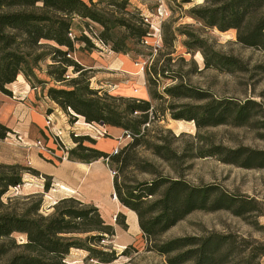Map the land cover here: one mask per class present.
Here are the masks:
<instances>
[{"label": "trees", "instance_id": "16d2710c", "mask_svg": "<svg viewBox=\"0 0 264 264\" xmlns=\"http://www.w3.org/2000/svg\"><path fill=\"white\" fill-rule=\"evenodd\" d=\"M181 2L189 4L193 0ZM104 3L117 10L100 8ZM206 3L204 7L191 10L192 18L221 32L235 30L239 44L264 51V0H208ZM128 8L129 0H99L97 3L90 0V5L83 0H0V92L9 97L14 95L10 87L22 76L32 88H35L34 83H46L38 78L37 71H41L42 63L51 62L47 65V76L65 87L48 89L47 96L52 102L65 112H75L90 125L121 128L133 139L118 154H108L94 147L96 142L88 136L73 135L76 147L68 149L69 159L86 164L104 160L110 169H115L117 199L136 213L148 250L166 256L168 264H226L231 249L228 236L207 233L201 237L167 241L160 238L198 210L225 209L242 216L244 211L234 210L235 198L216 186H194L184 179L183 171L173 168L197 157L179 152L172 148L171 142L152 135L149 127L163 120L164 110L159 111L146 100L115 97L106 92L101 95L100 90L91 88L88 71L68 57L74 51L69 34L75 18L99 24L103 30L95 35L96 41L118 54L126 55L132 43L143 42L150 32L145 28L142 14H132ZM121 29L126 30V34L117 39ZM85 31L80 40L88 46L94 40L86 36ZM204 57L206 69L243 71V64L236 58L220 53H204ZM172 60L167 58L166 66H170ZM70 67L79 75L68 80L66 74ZM185 78L179 72L167 73L157 62L146 68L147 86L153 101L164 98L155 90L163 79L176 83L164 89L165 96L206 101L199 106L184 105L183 111L172 114L174 119L194 121L201 129L240 126L255 116L252 107L256 104L251 101L240 104L230 98L214 99L209 93L191 87ZM10 133L12 131L0 123V140H5ZM173 137L175 141L179 139V136ZM140 148L170 163L171 173L166 175L154 164L143 161L138 154ZM225 152L228 157L223 161L230 164V156H233L226 148L217 146L206 154L213 157ZM128 170L153 178L149 182L130 180L126 183L124 175ZM27 173L40 175L23 165L0 164V264H69L66 259L72 249L86 251L89 257L103 264L117 260L115 250L101 249L103 241L115 236V228L106 222L95 205L65 198L54 206L53 213L44 215L41 196L10 197L5 201L9 190L22 185ZM45 189H49L48 184ZM117 223L127 228L123 214L118 216ZM15 234L24 235L25 242L19 244Z\"/></svg>", "mask_w": 264, "mask_h": 264}, {"label": "rangeland", "instance_id": "374dc122", "mask_svg": "<svg viewBox=\"0 0 264 264\" xmlns=\"http://www.w3.org/2000/svg\"><path fill=\"white\" fill-rule=\"evenodd\" d=\"M83 1L90 5V0ZM207 1L193 0L192 3L182 4L181 0H129L128 9L132 14H142L145 28L149 30L150 34L140 44L132 43L129 46L128 54L124 55L129 58L127 64L118 60V56L123 54H118L106 47L99 48L93 45L92 42L97 40L95 35L101 34L103 30L99 24L75 18L71 37L74 42V51L69 55H71V60L88 71L91 88L100 90L101 95L106 92L115 97L146 100L150 101L159 111L164 110L166 115H161L163 120L155 121L149 127L152 135L171 142L172 148L179 152L195 154L197 157L184 162L182 166L178 164L173 168L183 171L184 179L194 186H216L220 191L235 198L237 203L234 210L244 211L242 216H237L232 210L225 209L195 211L169 229L160 240L201 237L207 233L225 235L230 237L231 244L230 258L226 264H264V51L239 44L235 30L221 32L217 28L207 27L192 18L191 10L204 7ZM97 2L99 0H94V3ZM161 6L167 11V15L163 18L158 17V9ZM100 8L117 10L116 7H111L108 3H104ZM145 17L149 18L150 23L146 22ZM84 31L86 36L94 40L88 46L80 40L84 36ZM125 34L126 30H119L117 39L124 38ZM102 53L104 55H101ZM110 53L117 55H110ZM204 53L210 55L220 53L236 58L243 64V71L225 72L214 68L206 69ZM93 54H96L98 58L93 57ZM169 57L173 60L170 66H166L165 61ZM156 62L160 68L165 67L167 73L184 74L186 83L193 88L209 93L214 99L230 98L240 104L251 101L252 104H256L252 107V113L255 116L248 123L240 126L221 125L201 129L197 128L194 121L174 119L172 114L183 111L184 105L199 106L205 104L206 101L172 99L165 96L164 89L176 84L165 79L161 80L155 88L157 93L163 95L164 98L153 101L147 86L146 68ZM48 64L51 62L42 63L41 71H37L38 78L46 83L33 84L42 99L44 98L43 93L47 95L49 88H65L64 85L52 81L47 76ZM138 65L143 67V72L140 71ZM96 66L100 69L93 70ZM78 75L70 67L66 77L70 76L69 79H72ZM22 77L16 82L19 80L22 82ZM94 78L99 81L98 89H96L98 86ZM16 87L18 88L19 84ZM16 90H13L14 95L12 94L11 99L14 96L22 97L19 95L20 91ZM49 106H51L50 103ZM170 108L173 109L170 110ZM53 109L49 108L46 111L44 109L45 114L47 112L46 115L44 114L45 124L46 117L50 116L53 121L50 129L47 127L46 129L60 151L67 152L68 149L76 147L75 142L72 141L70 144L66 142L68 136H70L69 142L70 139L73 140L74 134L86 135L95 142L98 139H103L106 142L116 140V148L119 151L133 141L132 138L126 137L125 130L109 126L105 127L106 135L100 138L93 127L95 125L88 124L75 112H65L58 105H55ZM59 112L63 118L67 117V124L65 128L56 129V119L60 118ZM75 119L77 121H74ZM116 132L118 137H115ZM173 136H179V139L175 141ZM18 141L24 148L31 150L43 148L45 152H51L43 138L37 140L32 146L24 143L20 138ZM37 142H40L41 146L37 145ZM86 144L92 146L89 143ZM217 146L230 150V155L233 156H230V159L232 158L230 164L223 161L227 160V152L213 157L207 156L206 152L214 150ZM114 150L112 154H114ZM138 154L143 161L154 164L166 175L171 173L170 163L152 155L151 151L140 148ZM201 154H204V157H200ZM27 162L23 166L31 168V161L28 159ZM56 162L58 163L60 160L57 159ZM114 173H116L115 169H110L109 174L113 180L116 176ZM124 176L126 183H129L130 180L149 182L153 178L148 174H139L131 170H128ZM36 177L43 181V186H22V184L17 186V190L11 188L4 200L6 201L10 197L41 196L43 198L41 213L44 215L53 213L54 206L65 198H76L85 204L95 205L106 222L118 230L113 238H108L101 243L104 247L101 249L107 251L111 249L117 252V260L110 264H168L166 256L148 250L149 245L140 230L137 233H134V230L124 233L123 228L118 225L117 219L121 213L116 211L110 213V209H115L118 205L110 180L103 181L102 179L98 189H93L90 186L88 190L79 191L78 189L77 192L74 189L66 192L63 191L66 190L63 187L52 186L53 182L49 176L41 178L40 174ZM46 184L49 185L48 190L45 189ZM113 204L115 205L113 206ZM241 207L243 208L241 209ZM121 209L125 210L122 207ZM14 237L19 244L26 240L25 236L21 234H15ZM80 238H85V236H80ZM66 261L69 264H103L89 257L88 252L76 249L71 250Z\"/></svg>", "mask_w": 264, "mask_h": 264}, {"label": "crops", "instance_id": "0c3cea01", "mask_svg": "<svg viewBox=\"0 0 264 264\" xmlns=\"http://www.w3.org/2000/svg\"><path fill=\"white\" fill-rule=\"evenodd\" d=\"M101 55L104 54L102 53ZM110 55L117 54L110 53ZM93 57L96 59L98 58L96 54H93ZM128 59L129 58L124 55L118 56V60L124 64H127ZM97 65L99 64L97 63ZM94 69L100 68L96 66L93 70ZM139 69L143 72L142 67H139ZM22 79V82L19 80V82L14 83L10 87L11 90H19V95L22 96L21 98L11 99L0 92V123L12 131L5 140H0V164L26 165L29 159L31 161V168L38 171L41 174V178L49 176L53 182L52 186L63 187L66 189L63 190L61 188L63 191L69 192L76 189L78 192V189L79 191H83V189L88 190L90 186H92L93 189H98L103 179V181L110 180L112 183L111 188L114 192V180L109 174L110 168L106 161L99 160L90 164L72 161L69 159L68 152L58 150L45 124L46 109H53L56 104L48 99L45 93H43L44 98L42 99L41 94L37 92L38 90L32 88L24 78ZM94 80L98 86L99 81L96 80V78H94ZM17 84H19L18 88L16 87ZM98 88L99 86L96 89ZM49 103L51 106H49ZM61 112H59L60 118L56 119V129L65 128L67 124V117L63 118ZM69 137L70 136L66 139L68 144L73 141L70 139L69 142ZM115 137H118L117 132ZM18 138L31 146L37 140L43 138L46 140V146L51 149V152L47 153L43 148H34L32 150L24 148L21 142L18 141ZM96 147L103 152L112 154L113 150L117 147V141L110 140V142H106L103 139H98L96 141ZM57 159H59L60 162L57 163ZM42 183L43 181H41L40 178L27 173L24 175L22 186H43ZM116 201L118 202L115 208L116 210L112 208L110 209V213L116 211L125 216L127 228L123 229V232L129 233L131 230H134V233H137L139 230L141 231L136 213L122 206L118 199ZM114 205L115 204H113V206ZM121 207L125 210H122ZM116 231L118 233V230H115V232Z\"/></svg>", "mask_w": 264, "mask_h": 264}, {"label": "built area", "instance_id": "2783aa9c", "mask_svg": "<svg viewBox=\"0 0 264 264\" xmlns=\"http://www.w3.org/2000/svg\"><path fill=\"white\" fill-rule=\"evenodd\" d=\"M165 15H167V11H166V9L164 8V7H159V9H158V17H160V18H163ZM145 20H146V22L147 23H150L149 22V18H147V17H145ZM69 37L71 38L72 37V33H70L69 34ZM95 43H96V46L97 47H99V48H108V49H110L109 47H107V46H105V45H103L101 42H99V41H95ZM68 57L69 58H71V55H69L68 54ZM138 66H140V65H138ZM141 67V66H140ZM142 69H143V67H142ZM69 77L70 76H67L66 77V79H69ZM52 121H53V119H51V117L50 116H47L46 117V127H47V129H50V125L52 124ZM93 126V125H92ZM93 127H95V129H96V131H97V136L98 137H100V138H102V137H104L105 135H106V131H105V127L104 126H101V125H95V126H93ZM52 133V132H51ZM127 135H126V137L128 138V139H131V136H130V134H128V133H126ZM74 135H78V134H74ZM88 135V134H87ZM21 141H22V139H20ZM38 144L37 145H39V146H41V143L40 142H37ZM120 151H119V149L118 148H116L115 150H114V154H118ZM114 175H116V173H114ZM18 186H20V185H18ZM15 189L17 190V187H15Z\"/></svg>", "mask_w": 264, "mask_h": 264}, {"label": "water", "instance_id": "95a60500", "mask_svg": "<svg viewBox=\"0 0 264 264\" xmlns=\"http://www.w3.org/2000/svg\"><path fill=\"white\" fill-rule=\"evenodd\" d=\"M114 197H115V198H117V196H116V195H114Z\"/></svg>", "mask_w": 264, "mask_h": 264}]
</instances>
